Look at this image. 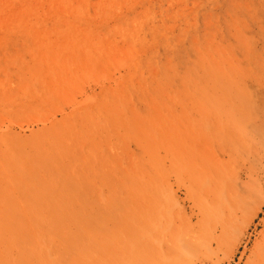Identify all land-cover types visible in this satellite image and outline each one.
<instances>
[{
	"label": "rangeland",
	"instance_id": "1",
	"mask_svg": "<svg viewBox=\"0 0 264 264\" xmlns=\"http://www.w3.org/2000/svg\"><path fill=\"white\" fill-rule=\"evenodd\" d=\"M263 244L264 0H0V264Z\"/></svg>",
	"mask_w": 264,
	"mask_h": 264
},
{
	"label": "bare ground",
	"instance_id": "2",
	"mask_svg": "<svg viewBox=\"0 0 264 264\" xmlns=\"http://www.w3.org/2000/svg\"><path fill=\"white\" fill-rule=\"evenodd\" d=\"M119 66H122L123 67V65L121 64V65H119ZM124 67H126V65L124 66ZM119 69V68H118ZM122 69V68H121ZM116 72V71H115ZM120 81H121V78H120ZM101 87V86H100ZM84 96V95H83ZM85 96H86V98L88 99L89 98V96L87 97V95L85 94ZM91 101V100H90ZM74 103V102H73ZM77 103V102H76ZM87 103V102H86ZM75 105V104H74ZM81 105H85V103L84 104H81ZM81 105H79V106H81ZM72 107H74V106H72ZM91 107H93V106H91ZM75 108V107H74ZM15 126V125H14ZM253 264H264V244L262 245V247H261V251L260 252H258V254H257V256L255 257V260H254V262H253Z\"/></svg>",
	"mask_w": 264,
	"mask_h": 264
}]
</instances>
